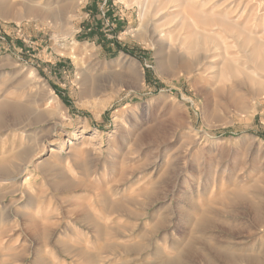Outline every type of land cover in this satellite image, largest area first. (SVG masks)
<instances>
[{"label": "rangeland", "instance_id": "obj_1", "mask_svg": "<svg viewBox=\"0 0 264 264\" xmlns=\"http://www.w3.org/2000/svg\"><path fill=\"white\" fill-rule=\"evenodd\" d=\"M3 125L90 181L43 264H264V0H0Z\"/></svg>", "mask_w": 264, "mask_h": 264}, {"label": "crops", "instance_id": "obj_2", "mask_svg": "<svg viewBox=\"0 0 264 264\" xmlns=\"http://www.w3.org/2000/svg\"><path fill=\"white\" fill-rule=\"evenodd\" d=\"M3 126L0 127V221L10 245L15 247L26 240L28 245H34V264H43L42 228L44 218L51 214L48 205L57 209L65 206L64 211H68V206L83 204L81 199L74 200V196L87 192L90 181L82 176L76 179L71 172H59L54 166L27 169L31 148L26 138ZM33 170L37 171L34 175Z\"/></svg>", "mask_w": 264, "mask_h": 264}, {"label": "bare ground", "instance_id": "obj_3", "mask_svg": "<svg viewBox=\"0 0 264 264\" xmlns=\"http://www.w3.org/2000/svg\"><path fill=\"white\" fill-rule=\"evenodd\" d=\"M189 248V249H188ZM186 250H181L178 254L171 258L159 259L154 264H190V255L194 252L193 247H188ZM193 248V251H191ZM192 256V255H191Z\"/></svg>", "mask_w": 264, "mask_h": 264}]
</instances>
